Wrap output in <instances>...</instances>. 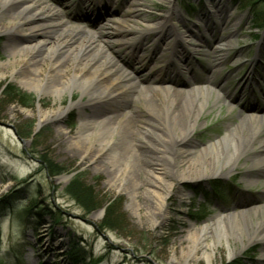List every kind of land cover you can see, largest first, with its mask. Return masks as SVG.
<instances>
[{
    "label": "rangeland",
    "instance_id": "374dc122",
    "mask_svg": "<svg viewBox=\"0 0 264 264\" xmlns=\"http://www.w3.org/2000/svg\"><path fill=\"white\" fill-rule=\"evenodd\" d=\"M132 1L139 2L138 17H134ZM46 2L60 11L64 22L80 27L85 33L98 34L104 25L137 28L131 38L128 35L118 38H127V44L114 43L109 48L123 65L129 64L131 71L135 69L136 74L152 79L160 77V81L151 84L154 88L165 86L162 78L176 80L182 90L206 87V84L187 81L191 73L199 79L213 74L216 81L210 86L211 100L217 94L225 98L213 109L205 110L206 119H199L187 145L194 152L223 136L227 126L235 127L248 119L247 114L240 112L244 105L264 108V26L259 25L264 23V0ZM7 18L9 15H1L0 24ZM115 18L121 22L113 21ZM167 23L170 40H176L180 51L178 57L169 45L165 50L167 40L160 42L155 32L158 29L151 32L144 29L145 24ZM29 36L33 38L27 39ZM44 37L38 32L32 35L26 31L0 33V72L7 71L8 75L7 78L0 75V264H178L176 260L186 247L181 239L188 222L197 226L218 216L238 215L242 211L240 204H245V215L255 204V213H258L259 206L264 205V171L255 170L249 156L239 159L231 174L224 170L212 177L210 173L209 178L203 175L198 181L172 178L173 184L165 199L166 216L159 221L157 212L158 222L152 226L144 215L145 209L139 214L141 221L132 215L126 192L111 191L102 184L106 176L95 168L96 163L84 164L80 158L56 154L50 140L58 125L75 132L83 114L97 112L102 121L108 112L104 105L88 110L78 107L59 122L50 121L36 129L40 103L49 108L58 100L49 95L39 101L36 91L11 79L8 67L5 70L4 67L13 60L11 44L37 42ZM222 42L228 45L222 44L223 50L214 52ZM151 52L156 55L150 56ZM168 71H171L169 77ZM139 88L131 94L135 100L139 97ZM70 98L71 94L66 92L64 104ZM74 99L82 104L88 97L76 90ZM131 110L145 118L142 127L145 125L161 135L166 132L162 130L160 104L139 106L129 101V105L119 108L125 116ZM145 136L151 142L156 140L152 133ZM128 146L127 139H122L118 153H124ZM184 168V164L175 167L174 174ZM135 172L140 179H145L142 169L136 168ZM247 175L252 181L246 180ZM71 185L87 197L89 213L68 193ZM147 187L141 191L144 193ZM100 211L102 215L95 216ZM103 219H107L108 225ZM235 238L236 241L229 243L235 255L227 258L229 250L222 241L216 246L212 264H264V240L248 245L247 234ZM189 264L208 262L199 259Z\"/></svg>",
    "mask_w": 264,
    "mask_h": 264
},
{
    "label": "bare ground",
    "instance_id": "6f19581e",
    "mask_svg": "<svg viewBox=\"0 0 264 264\" xmlns=\"http://www.w3.org/2000/svg\"><path fill=\"white\" fill-rule=\"evenodd\" d=\"M131 3L135 5L134 17H138L139 2ZM13 5L15 6L11 7ZM1 15H9V18L1 22L0 33L26 31L32 35L38 32L46 37L37 42L27 40L11 44L9 49L12 50L13 60L4 67V70L8 67L11 79L28 90L36 91L39 101L49 95L55 101L58 100L49 108L40 103L37 108L36 129L50 121L59 122L74 108L83 107L88 110L100 105L106 106L108 113L102 121L97 112L85 113L80 116L75 132L58 125L50 142L56 154H62L66 158H80L84 164L96 163L95 168L103 171L106 176L102 184L111 191L126 192L130 201L129 209L139 221L142 220L139 215L142 209L146 210L144 215L152 222V226L158 222L155 217L157 212L159 221L166 216L165 199L173 184L172 178L178 181H198L203 175L209 178L210 173L212 177L224 170H228L226 174H231L237 161L247 156L255 170L264 171V108L261 106L254 108L244 105L240 112L247 114L248 119L238 122L235 127L227 126L223 136L211 141L201 151L194 152L187 148L199 119L207 118L205 110L208 107L213 109L225 97L217 94L211 100L210 86H214L216 81L212 73L200 79L193 76L190 80L198 85L206 84V87L196 86L190 90H182L167 81L162 83L164 87L154 88L151 84L156 83L160 77H144L136 74L135 69L131 71L129 64L123 65L109 47L114 43L127 44V38H118L123 35L131 38L137 33V28L120 29L104 25L98 34L85 33L80 27L64 22L60 11L47 4L46 0H0ZM113 21L121 22L117 18ZM167 25L168 23L159 26L145 24L144 29L147 28L149 32L158 29L155 32L158 33L160 42L165 43L167 40L165 50H168L169 45L173 55L178 57L180 51L176 48V40H170V26ZM31 38L33 36L27 39ZM187 40L190 41L188 38ZM222 44L227 43H219L214 52H221ZM154 54L156 55L151 52L150 56L153 57ZM170 72H166V76ZM0 75L3 78L8 76L7 71H1ZM144 83L148 84L141 87ZM184 87H187L186 83ZM138 88L139 97L135 100L131 94ZM76 90L88 97L84 103L79 104L74 99ZM66 92L71 94V98L69 103L64 104L63 96ZM186 94L188 98L185 97ZM129 101L139 106L160 104L162 130L166 132L163 131L161 135L152 132V129L150 131L145 125L142 127L145 118L134 114L132 110L127 116L119 112V108L129 105ZM146 133H152L155 142H151L145 136ZM122 139H127L129 146L121 154L117 147ZM182 164L185 168L174 174L173 169ZM136 168L145 172L144 180L136 175ZM246 180L252 181V177L248 176ZM146 185L149 187L146 188L144 197L141 189ZM239 207L242 211L238 215H227L225 218L218 216L211 222H203L197 226L188 222L186 234L181 239L186 247L182 248L176 262L189 264L192 260L198 262L199 259H204L212 264L216 246L222 241L226 242L229 250L227 258L231 259L235 252L229 243L236 241L235 237L246 234L248 245L263 241L264 205L259 206L258 213H255V204L254 209L251 208L246 215L245 204H240ZM101 215L102 211L95 214L97 217ZM251 222H254L253 225Z\"/></svg>",
    "mask_w": 264,
    "mask_h": 264
},
{
    "label": "trees",
    "instance_id": "16d2710c",
    "mask_svg": "<svg viewBox=\"0 0 264 264\" xmlns=\"http://www.w3.org/2000/svg\"><path fill=\"white\" fill-rule=\"evenodd\" d=\"M259 25H264V23H260ZM68 193L76 200L78 203L81 204V206L86 210L88 213L91 211L89 206H88V201L86 200L87 197L83 196L81 190L79 188H73V186L68 187ZM103 222L107 224V219H103Z\"/></svg>",
    "mask_w": 264,
    "mask_h": 264
}]
</instances>
